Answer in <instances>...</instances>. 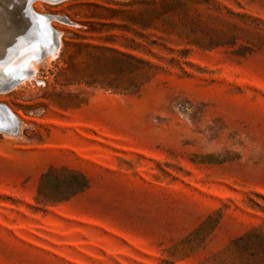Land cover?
<instances>
[{"label":"rangeland","instance_id":"rangeland-1","mask_svg":"<svg viewBox=\"0 0 264 264\" xmlns=\"http://www.w3.org/2000/svg\"><path fill=\"white\" fill-rule=\"evenodd\" d=\"M32 7L61 43L0 94V264H264V0Z\"/></svg>","mask_w":264,"mask_h":264},{"label":"bare ground","instance_id":"bare-ground-1","mask_svg":"<svg viewBox=\"0 0 264 264\" xmlns=\"http://www.w3.org/2000/svg\"><path fill=\"white\" fill-rule=\"evenodd\" d=\"M35 1H33V2H35ZM44 1H48L50 3L54 2V0H44ZM13 3H14L13 0H0V55H2L4 53L3 57L0 56V73L5 74V75H9L11 72H14V70H17V71H20L22 74H24L26 79H29L33 76V70L30 67L31 63L43 61L44 58L41 60L39 59V57L42 55V53H44V52H46L47 54L51 53V51L55 45L54 44V38L45 29V27H44L45 24L43 23V25L40 26L41 28L39 27L41 29V31H39V29H38L37 32H34V35L36 37L33 39L34 40L33 42L29 43V42H21L18 40L16 41L15 36H13L14 31L8 27L9 20L7 19V17H5V14H6L5 12H7V9H11L13 7V5H14ZM32 6H33V3L31 5V8L36 14H38L39 16H41L43 18L48 17L46 15H41V14L37 13L33 9ZM49 21H50V27L52 28L51 19ZM47 40L49 41V44L47 45V47L42 46L41 43L44 41H47ZM60 43H61V41H60ZM13 46H15V49L12 50ZM39 49H42V51H39ZM57 52H58V50H57ZM24 70H26L27 72H29L31 70V73L27 74V72H25ZM36 72H37V70H36ZM26 79H24L23 81H25ZM23 81H21V83ZM11 113H12V111H11ZM17 121H18V125L20 124V128H21V121L18 118H17ZM5 122L6 121H4V117L2 116L1 111H0V125H1L0 131L3 133L9 134V135H17V134H15L16 127L14 126L15 124H13V121L6 122V124H3Z\"/></svg>","mask_w":264,"mask_h":264},{"label":"water","instance_id":"water-1","mask_svg":"<svg viewBox=\"0 0 264 264\" xmlns=\"http://www.w3.org/2000/svg\"><path fill=\"white\" fill-rule=\"evenodd\" d=\"M14 5L11 9H7L5 12V17L9 20L8 27L13 30V36H15L16 41L21 42H33L34 32H37L38 29L41 31V27L43 23L45 24V29L51 34L54 38V47L52 51H55L60 47V37L58 34L50 27V17L43 18L36 14L31 5L35 0H13ZM54 1H65V0H54ZM2 12V11H1ZM65 23H70L68 20L63 19ZM40 27V28H39ZM28 43V44H29ZM17 47V46H16ZM15 49V46L12 47V50ZM51 51V52H52ZM47 55L46 52L42 53L39 59H43ZM4 56V53L0 55ZM27 72L26 70H24ZM28 73H31V70ZM26 79L25 75L20 71L14 70L9 75L0 73V93H7L12 91L15 87H17L21 81ZM0 111L2 116L4 117V121L10 122L13 121L14 126L16 127L15 134L20 132V124L18 125L17 118L11 113V111L4 105L0 104ZM16 122V123H15ZM1 128V125H0Z\"/></svg>","mask_w":264,"mask_h":264},{"label":"trees","instance_id":"trees-1","mask_svg":"<svg viewBox=\"0 0 264 264\" xmlns=\"http://www.w3.org/2000/svg\"><path fill=\"white\" fill-rule=\"evenodd\" d=\"M79 177L81 178V180H83V183L76 192L83 191L87 187V182L84 179V177H82V176H79Z\"/></svg>","mask_w":264,"mask_h":264}]
</instances>
